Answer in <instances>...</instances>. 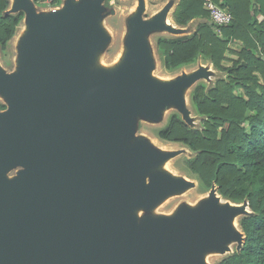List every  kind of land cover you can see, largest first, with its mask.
<instances>
[{
  "label": "water",
  "instance_id": "1",
  "mask_svg": "<svg viewBox=\"0 0 264 264\" xmlns=\"http://www.w3.org/2000/svg\"><path fill=\"white\" fill-rule=\"evenodd\" d=\"M105 1L64 0L59 9L38 14L31 0H13L9 9L24 12L28 29L17 71L0 68V91L8 97L0 112V264H204L201 252L208 248L225 253L233 241L240 250L243 233L229 221L250 212L219 207L215 186L197 211L142 225L131 215L136 206L190 185L168 174L145 183L144 171L171 154L126 147L132 115L156 118L168 103L185 114L184 90L212 73L146 81L152 60L145 34L180 31L166 23L171 4L145 19L139 0L129 18L125 64L114 75L89 78L84 64L108 39L95 27ZM77 102L83 110L63 128ZM16 166L22 167L17 176L6 179Z\"/></svg>",
  "mask_w": 264,
  "mask_h": 264
},
{
  "label": "trees",
  "instance_id": "2",
  "mask_svg": "<svg viewBox=\"0 0 264 264\" xmlns=\"http://www.w3.org/2000/svg\"><path fill=\"white\" fill-rule=\"evenodd\" d=\"M212 1L232 16L220 35L203 9V0H179L172 14L175 24L195 27L190 34L157 37L156 53L166 72L201 58L223 76L209 87L197 83L191 91V105L202 119L201 128L190 127L173 113L157 137L183 144L195 153L187 166L204 191L216 186L222 198L249 207L250 213L238 221L244 236L241 249L217 264H264V0ZM32 2L42 5L39 0ZM60 4L61 0H53L50 6ZM9 5L10 0H0V60L7 68L13 65L8 59L11 41L25 17L23 11L10 13ZM103 8L107 14L112 5L106 0ZM248 26L254 27V33ZM234 42L238 49L230 47ZM227 52L236 59L224 66ZM6 107L0 102V111Z\"/></svg>",
  "mask_w": 264,
  "mask_h": 264
},
{
  "label": "rangeland",
  "instance_id": "3",
  "mask_svg": "<svg viewBox=\"0 0 264 264\" xmlns=\"http://www.w3.org/2000/svg\"><path fill=\"white\" fill-rule=\"evenodd\" d=\"M79 3L80 0H75ZM112 5V11L99 17L96 20L95 27L102 31L103 35L107 37V41L99 46L95 47L88 61L84 64V70L89 78L95 75H114L119 72L123 64H125L126 59L129 55V33L130 25L129 18L134 13V8L138 7L139 0H108ZM113 1V2H112ZM13 0H10L9 9H11ZM32 2V0H31ZM176 0H143L144 11L143 18L152 19L154 16L158 15L160 11L167 5L174 4ZM34 9L38 14H48L49 11L54 9H49L46 4L34 5ZM8 9V10H9ZM173 9H169L166 21L168 24L175 25L177 27H183L175 24L172 19ZM185 26L188 28L186 34H190L195 25ZM28 25L24 18L21 22L18 31L11 41L10 56L9 60L13 63L11 68L4 67L0 60V68L8 74L15 73L17 71L19 56H20V44L22 39L27 33ZM159 36H174L164 30L151 31L145 34V41L149 47V56L152 60V74L159 77L168 79L171 83L176 79V77L183 74H189L196 70H207L212 73L210 79L199 78L195 84H192L183 94L184 105L186 113H178V109L174 103H168L161 106L157 110V117L150 118L146 115L136 112L132 115L134 128L131 134L122 139V142L126 147H132L135 145H145L153 153H169L171 156L163 161L165 165L162 166V162L158 165H152L148 167L143 174L145 183H149L153 178L160 175L168 174L176 178H183L185 181L189 182V186L183 189L172 191L167 195L161 197L156 202L151 205L145 206L140 205L132 209L131 215L134 217L138 225H142L147 222H156L169 217H176L182 211L194 212L200 209L206 202V195L209 191H204L201 186L199 179L194 175L188 168L187 162L195 156L189 148L180 143L167 142L159 139L157 137V132L163 128L170 115L177 113L182 120L190 125L192 128H201V118L195 114L193 111L190 94L194 86L197 83H204L207 87L212 86L214 82L223 74L219 70L215 69L214 66L207 60L198 58L195 63L184 66L174 72H166L161 64V61L156 53V38ZM239 44L234 42L230 45L233 49H238ZM1 56V53H0ZM236 56L227 52L225 53L224 60L222 64L228 66ZM255 77V76H254ZM0 101L8 105V97L6 94L0 91ZM83 110V103L77 102L73 108L72 113L62 120L61 125L63 128H68L73 125L81 111ZM167 167V168H166ZM22 167L16 166L8 169L5 173L6 179H13L17 176L18 172ZM217 189V187L215 186ZM230 194L234 195V191L230 189ZM205 194V195H204ZM218 194V193H217ZM219 197H221L218 194ZM222 201H228L227 199L220 198ZM233 203V202H231ZM248 211L249 207L247 206ZM242 214L235 216L236 231L242 232L239 227V219ZM225 244V243H224ZM229 252L220 253L213 248H208L204 250L203 258L204 264H217L227 255L237 251V243L234 242L230 245Z\"/></svg>",
  "mask_w": 264,
  "mask_h": 264
},
{
  "label": "built area",
  "instance_id": "4",
  "mask_svg": "<svg viewBox=\"0 0 264 264\" xmlns=\"http://www.w3.org/2000/svg\"><path fill=\"white\" fill-rule=\"evenodd\" d=\"M42 4H46L51 10L50 4L53 0H39ZM204 7L209 12L210 18L215 25L216 34H221V28L228 25L232 21V16L227 11L221 9L212 0H203Z\"/></svg>",
  "mask_w": 264,
  "mask_h": 264
},
{
  "label": "bare ground",
  "instance_id": "5",
  "mask_svg": "<svg viewBox=\"0 0 264 264\" xmlns=\"http://www.w3.org/2000/svg\"><path fill=\"white\" fill-rule=\"evenodd\" d=\"M73 3H74V0H73ZM136 14V7L134 8V13L132 14L133 16ZM167 23V21H166ZM171 25V24H170ZM144 79L146 81H149V82H152L154 84H161V83H168L169 80L168 79H162V78H159L155 75L152 74V71L149 69V70H146L145 74H144ZM186 91V89L184 90V92ZM183 92V94H184ZM166 164L163 163L162 161V166L165 167ZM167 168V167H166ZM173 177V176H172ZM174 179H176L175 177H173ZM205 195V194H204ZM209 194L206 195V198H208ZM221 198V197H220ZM219 207H223L224 205H228L229 207H243L246 211H248L247 209V206H242L241 204L240 205H234V203H231V202H228V201H222L221 199H219ZM229 227L232 229V230H236V222H235V216L229 221ZM234 242L231 241L227 244L228 246V250H225V253L226 252H229V250L231 249L230 248V245H232ZM203 253H204V250L201 252V260L202 262L204 263V258H203Z\"/></svg>",
  "mask_w": 264,
  "mask_h": 264
},
{
  "label": "crops",
  "instance_id": "6",
  "mask_svg": "<svg viewBox=\"0 0 264 264\" xmlns=\"http://www.w3.org/2000/svg\"><path fill=\"white\" fill-rule=\"evenodd\" d=\"M112 2H113V1H112ZM178 2H179V0H176V2H174V4H171V6H170V8H169L170 11H171V9H173L172 14H173L174 9H175V7L177 6ZM63 3H64V0H61V4H60L59 6H54V7H52L51 9H59L60 7H62ZM203 9L206 10V8L204 7V4H203ZM172 19H173V17H172ZM261 19H262V17L259 16L258 20L260 21ZM191 23H192V22H191ZM172 26L180 31L179 34H174V36L184 35V34H186L185 31L188 30V28L186 29L185 26H183V27H177V26H175V25H172ZM190 26H191V25H188V27H190ZM247 29L249 30L250 33H254V31H255L253 26H248ZM237 44H238V43H237Z\"/></svg>",
  "mask_w": 264,
  "mask_h": 264
},
{
  "label": "flooded vegetation",
  "instance_id": "7",
  "mask_svg": "<svg viewBox=\"0 0 264 264\" xmlns=\"http://www.w3.org/2000/svg\"><path fill=\"white\" fill-rule=\"evenodd\" d=\"M1 102V101H0ZM4 103V102H3ZM6 109H7V107H6ZM5 110V109H4ZM4 110H2V111H0V112H3Z\"/></svg>",
  "mask_w": 264,
  "mask_h": 264
}]
</instances>
